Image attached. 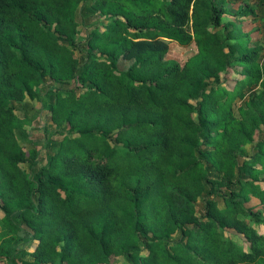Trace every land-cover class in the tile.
I'll list each match as a JSON object with an SVG mask.
<instances>
[{
  "label": "trees",
  "instance_id": "1",
  "mask_svg": "<svg viewBox=\"0 0 264 264\" xmlns=\"http://www.w3.org/2000/svg\"><path fill=\"white\" fill-rule=\"evenodd\" d=\"M263 11L0 0V264H264V47L238 26Z\"/></svg>",
  "mask_w": 264,
  "mask_h": 264
},
{
  "label": "rangeland",
  "instance_id": "2",
  "mask_svg": "<svg viewBox=\"0 0 264 264\" xmlns=\"http://www.w3.org/2000/svg\"><path fill=\"white\" fill-rule=\"evenodd\" d=\"M253 4L257 0H245ZM241 4L234 3L230 5L229 15L224 18L223 23H228L233 20L235 12H238ZM238 26L243 30L246 35H250L253 39L258 40L259 44L264 47V11L259 14V19L256 21L249 19L248 21L238 23ZM195 54L194 47H182L179 44H172L168 59L179 62L181 64L188 61ZM127 65L121 66V69H126ZM18 116L21 119H26L25 127L19 131L18 136L23 145L28 149L38 148L43 149L47 144L48 137L51 136L53 127H50V132L47 134L44 130L43 124L45 123V111H42L41 103L27 100L23 105L18 106ZM249 148L246 152H249ZM199 213L202 212V203L198 204ZM0 227V235L2 233ZM21 264H33V260L26 257Z\"/></svg>",
  "mask_w": 264,
  "mask_h": 264
}]
</instances>
